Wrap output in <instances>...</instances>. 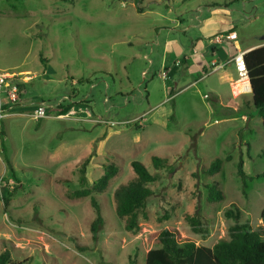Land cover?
Segmentation results:
<instances>
[{"label":"rangeland","instance_id":"374dc122","mask_svg":"<svg viewBox=\"0 0 264 264\" xmlns=\"http://www.w3.org/2000/svg\"><path fill=\"white\" fill-rule=\"evenodd\" d=\"M232 30L244 46L264 43V0H0V70L20 79V103L1 123L0 254L28 264H146L157 230L213 247L229 239V210L262 224V117L250 94L234 103L227 86L215 91L222 70H203L210 43L221 59L232 55L234 44L216 39ZM1 97L9 107L5 89ZM43 105L46 118L28 115ZM154 156L168 166L156 168ZM217 158L221 169L207 173ZM133 160L159 174L138 233L114 196L135 176ZM109 164L118 172L100 189ZM212 188L223 198L211 201ZM84 189L91 193L75 195ZM195 214L199 232L186 218Z\"/></svg>","mask_w":264,"mask_h":264},{"label":"trees","instance_id":"16d2710c","mask_svg":"<svg viewBox=\"0 0 264 264\" xmlns=\"http://www.w3.org/2000/svg\"><path fill=\"white\" fill-rule=\"evenodd\" d=\"M139 12L143 8L137 6ZM246 65L252 85L251 107L262 117L264 127V46L252 49L245 55ZM21 86V85H20ZM50 108L48 111L50 112ZM67 113V112H66ZM65 114V113H62ZM222 159L217 158L206 169L209 174L217 173L221 169ZM156 168L167 167V157H153ZM88 160L80 168L81 181L87 183L86 168ZM8 166L13 171V165L9 161ZM135 176L127 183L120 185L114 193L116 212L119 217L125 219V227L128 231L138 233L141 230L140 216L147 218L146 207L153 190L149 186L159 179V174H153L149 168L139 160L132 161ZM119 167L109 164L105 173L95 182L100 189L107 187L111 179L117 174ZM242 173V170H240ZM91 190L77 191L76 196H87ZM211 201L223 198L221 190L212 188L209 193ZM6 204V200H4ZM229 217H235L236 222L229 228V239H222L213 247L198 245L193 239H183L180 231L174 227H166L149 234L148 240L152 247L146 253V264H264V209L261 212L262 224L251 227L248 223H241L240 216L234 210L227 211ZM187 221L192 229L199 232L200 220L198 214L187 215ZM103 217L99 211L98 216L92 222L91 228L96 237ZM0 264H28L27 260L15 262L11 253L5 251L0 254Z\"/></svg>","mask_w":264,"mask_h":264},{"label":"built area","instance_id":"2783aa9c","mask_svg":"<svg viewBox=\"0 0 264 264\" xmlns=\"http://www.w3.org/2000/svg\"><path fill=\"white\" fill-rule=\"evenodd\" d=\"M238 34L236 31H231L227 34H220L216 37L218 43L225 41L236 40ZM248 51L245 49H238L235 55L233 56L231 62L234 63L236 70L238 72V86L243 93H251V82L249 77V72L246 65L245 55ZM219 65L214 64V68H218ZM166 77V74H163V78ZM29 77H27L28 79ZM19 78L14 73H7L0 70V133H1V123L3 119L7 116V112L12 109L20 99V90H19ZM6 90L9 107L5 106L3 99L1 97L2 91ZM248 89V90H247ZM71 111V110H70ZM67 112L65 114H59L60 117H68L72 112ZM35 120H41L46 118L49 115L48 109L46 106H40L36 108L32 113L28 114Z\"/></svg>","mask_w":264,"mask_h":264},{"label":"crops","instance_id":"0c3cea01","mask_svg":"<svg viewBox=\"0 0 264 264\" xmlns=\"http://www.w3.org/2000/svg\"><path fill=\"white\" fill-rule=\"evenodd\" d=\"M137 9V8H136ZM138 11V10H137ZM233 31V30H232ZM235 31V30H234ZM231 32V31H230ZM238 38H239V35H238V37H237V39L236 40H233V41H225V42H232L233 44H234V51H233V53H232V55H230V56H228V57H226L225 59H221L217 54V48H215V44H214V42L213 43H210L212 46H213V48H214V50H213V58L211 59V61L209 62L210 63V65H209V63L207 64V65H205L204 67H203V70L206 72V74L208 75V76H211V74L212 73H214V72H218V71H220V70H222V72L223 73H221L220 74V76H219V78H218V85H219V87H218V89L216 88L215 89V91H217V92H219V94L220 95H222V93H221V91H220V89H221V87H223V86H227V88H229L230 89V91H231V94H232V100H233V102L234 103H236V99L238 98V97H240V96H242V95H244V94H250V93H243V92H241V93H239V87H238V72H237V70H236V67H235V65H234V63L233 62H231V60H232V58H233V56L235 55V53L237 52V50L240 48V49H245V50H247V51H250V50H252V49H255V48H258V47H261V46H264V43H258V44H256V45H247V46H244V44L243 43H239L238 42ZM223 43V42H222ZM219 44V43H218ZM208 45H209V43H208ZM190 60V58H188V57H186L185 58V63H187L188 61ZM183 63V62H182ZM214 64H217V65H219L218 66V68H214ZM232 68V67H234V69H235V71L233 72V71H229V68ZM4 72V71H3ZM7 73H9V72H7ZM168 77V75L166 76V78ZM33 78V77H32ZM31 78V79H32ZM25 79H27V77L25 78ZM24 79V80H25ZM23 80V81H24ZM22 81V80H21ZM19 82H20V80H19ZM22 84L24 83V82H21ZM175 85H177V84H175ZM23 86H24V84H23ZM22 92V91H21ZM251 98V97H250ZM249 97H247L246 99L247 100H249L250 99ZM19 103L20 102H18L15 106H17V105H19ZM48 107V106H47ZM49 108V107H48ZM13 109V108H12ZM12 109H10L8 112H7V115L9 116V115H13L14 113L11 111ZM73 109H77V107H75V106H73L72 107V109L71 110H73ZM80 110H79V113H82V111L84 110V108L83 107H80L79 108ZM70 111V110H69ZM68 111V112H69ZM21 114H24V113H21ZM244 118H246L247 120L249 119H251V117H249L248 118V116H246V115H244L243 116Z\"/></svg>","mask_w":264,"mask_h":264},{"label":"water","instance_id":"95a60500","mask_svg":"<svg viewBox=\"0 0 264 264\" xmlns=\"http://www.w3.org/2000/svg\"><path fill=\"white\" fill-rule=\"evenodd\" d=\"M252 90H253V89H252V85H251V92H252Z\"/></svg>","mask_w":264,"mask_h":264}]
</instances>
